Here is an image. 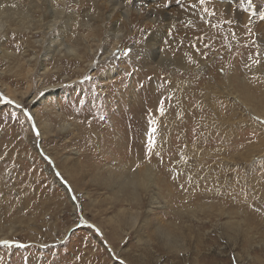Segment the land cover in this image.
<instances>
[{"label":"rangeland","instance_id":"rangeland-1","mask_svg":"<svg viewBox=\"0 0 264 264\" xmlns=\"http://www.w3.org/2000/svg\"><path fill=\"white\" fill-rule=\"evenodd\" d=\"M65 2L80 22L99 8ZM145 6L158 26L143 7L128 23L115 12L130 36L108 77L42 46L22 56L26 32L0 38V82L18 99L1 91L0 240L14 243L0 244V264H264V124L255 120L264 119V0ZM68 28V43L105 37ZM154 32L162 56L144 66ZM120 78L138 83L123 106L103 100L100 85ZM134 110L141 121L128 117Z\"/></svg>","mask_w":264,"mask_h":264},{"label":"bare ground","instance_id":"bare-ground-1","mask_svg":"<svg viewBox=\"0 0 264 264\" xmlns=\"http://www.w3.org/2000/svg\"><path fill=\"white\" fill-rule=\"evenodd\" d=\"M54 1L56 0H26V2H22V0H0V38L6 33L5 30L7 29H11L17 34L26 32V34H28V37L25 39L26 40L25 49L21 51L22 56L29 55L28 51L32 50L36 46L37 47L42 46L44 48V55H46V57H51L55 55L56 56L55 58L58 61H61L62 63L64 62L62 61V58H68L66 60V65L78 64V71H82V72L83 70L84 71L91 70L94 67H96L97 71L94 73H96L97 77L100 76L102 78H103V74L107 77L112 74L110 71L112 67L106 68L105 65L109 64L111 59H115L117 46L119 44L124 43L130 36L128 31L125 30L116 19L117 16L115 15V12H117V10H119L118 12L119 15L120 16L122 15L125 18L126 23H128L127 19L129 12L134 10L136 14H139V16L140 14H142L141 7H143L145 10H148L145 11L144 15L147 16L146 20L151 24L149 25V27H155L156 25L158 26L160 21L158 18L159 16H156L154 11L147 9L148 6L147 7L145 6V2H147V0H132L133 6H127V7H125V5L122 3V0H105L107 2L106 4L107 7L105 9H101L100 2H102L103 0H90L92 2L91 4H94V6L98 4L97 6L99 8L97 9V11L94 13L93 16L91 15L92 17L88 16L82 22L76 19L77 18L76 15L73 14L71 10L67 9L65 0H60L62 5H59ZM205 2H209V0H205ZM71 19L74 20L71 21ZM74 22L78 25L80 24L81 26H83L85 29L88 30V32L89 31L95 32L98 30H102V32L105 31L104 32L105 37L102 38L103 40L98 39V37L94 33L92 34L89 32L87 34H83L79 36L81 37L80 42L77 40L78 39L77 38V39H73L72 43L71 42L68 43L64 40L65 35L69 29L68 28L69 25ZM165 23L167 24V22ZM136 31L137 32L135 33V35L139 32L138 30ZM40 33H42V36L46 37L44 40H42V38L36 37ZM153 34L148 35V38L146 37V40H144L145 41L144 53L146 51L148 52V54L145 55L143 54L144 57L141 58V63L144 66L154 65L152 60L155 58L158 59L160 56H162V55L159 56V51L157 49L151 48L153 46L152 41L156 39L158 33H155V35ZM107 37H109V39ZM109 41L112 42L110 48L107 47V43ZM98 50H100V54H97ZM151 51H153V53H151ZM46 68L44 69L43 67L44 72L47 71ZM54 70H55V66H54ZM140 72L141 71H139V73ZM94 73H92V76L90 78H95ZM66 76L68 77V79H72L70 75H66ZM125 77L126 76L123 75L122 78L125 79ZM120 80L124 81L121 78ZM120 80L113 79L109 81H102V84L100 85H102L103 87V91H102V93H104V96L102 97L103 100H109V102H112L114 100L116 104L123 106V102H125L126 92L130 90H134L133 89L134 86H136L138 83L134 82L133 86H131L129 84L127 85V83L124 81L123 83H125V85L123 86L117 85L116 83ZM30 84H28L27 86L28 88L30 87ZM56 86L57 85H51V86L49 85L44 87L43 89L45 90L46 93L48 92L53 93V90L56 88ZM3 89L5 90V93L3 95H6L11 99H15V101L16 100L18 101V99L14 97V90H12L9 86H7V84L5 83L2 84L0 82V95ZM143 89H144V85L141 87L140 91ZM24 95H28V90L25 91ZM118 97L121 99H119ZM33 114H35L34 111ZM136 116L137 114L135 110L132 113L131 112L128 113L129 118L133 120L141 121V118L139 116L138 117ZM66 126L68 125H66V123L65 124L63 123L62 127H66ZM132 126L133 125H129L126 128L131 129L133 128ZM138 130L136 128L137 134L139 133ZM135 134L136 133H134V135Z\"/></svg>","mask_w":264,"mask_h":264},{"label":"snow or ice","instance_id":"snow-or-ice-1","mask_svg":"<svg viewBox=\"0 0 264 264\" xmlns=\"http://www.w3.org/2000/svg\"><path fill=\"white\" fill-rule=\"evenodd\" d=\"M129 2L131 3V0H129ZM177 2H178V0H177ZM198 2H199V4L203 5L205 3V0H198ZM248 2H249V4H251L252 0H248ZM204 11L208 12V9L205 8ZM211 14H214V13H211ZM262 19H264V14H262ZM227 23H231V21H227ZM249 23H251V20H249ZM249 31H251V30H249ZM127 54L128 53L126 52L125 55H127ZM254 63L259 64L260 61L256 60V61H254ZM162 104H163V101H161V105ZM159 111L161 112V114H163L164 113V108L161 106ZM255 120L258 121L259 123L264 124V119H261L259 116H256ZM151 123L155 124V121H152ZM155 131H156V129H155V127H153V128H151V130H150V132L148 134V150H149V152H151V149H152V147L155 144V137H154ZM10 243H14V242L10 241V240H0V244L6 245V246L9 245ZM20 247H24V245L21 244Z\"/></svg>","mask_w":264,"mask_h":264}]
</instances>
